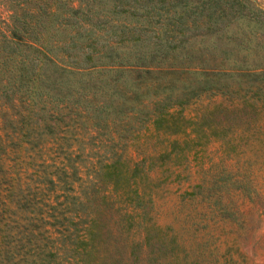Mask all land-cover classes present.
<instances>
[{"label": "rangeland", "instance_id": "obj_1", "mask_svg": "<svg viewBox=\"0 0 264 264\" xmlns=\"http://www.w3.org/2000/svg\"><path fill=\"white\" fill-rule=\"evenodd\" d=\"M244 4L245 9L264 11V0H244ZM12 6L11 0H0V42L10 34ZM45 18L54 23V18ZM240 44L247 48H238ZM205 45L209 50L205 49L204 59L189 61L185 52L195 47L198 54L201 48L195 40L184 42L180 54L190 67L167 75L106 73L102 82L111 92L107 112L83 117L84 122L70 121L68 127L76 128L70 146L47 142L46 157L75 159L79 176L75 182L88 179L98 164L114 157L126 174L119 179L120 187L112 190L108 185L107 197L98 200L96 230L101 235L96 236L88 264H264V27L230 23ZM231 63L254 71L241 78L238 71L212 74L213 68ZM6 75L0 74V84L10 86L0 89V123L4 113L9 116L16 108L8 105L7 94L15 93L8 78L1 79ZM97 78L70 75L61 83L94 84L100 82ZM133 82L138 92L125 98L115 93L117 83L128 88ZM145 82L152 85L147 90ZM97 100L94 96L91 102ZM160 113L177 118L179 129H157L152 118ZM84 125L91 126L84 129ZM31 153L38 152L24 153L26 164H14L10 179L0 181V249L7 252L9 264H36L39 246L71 226L64 215L50 217L48 201L39 200L38 161L31 159ZM16 182H25L26 193L36 198L34 213L13 199ZM45 192L51 198V191ZM59 194L55 191L54 198ZM67 258L68 264H81Z\"/></svg>", "mask_w": 264, "mask_h": 264}, {"label": "trees", "instance_id": "obj_2", "mask_svg": "<svg viewBox=\"0 0 264 264\" xmlns=\"http://www.w3.org/2000/svg\"><path fill=\"white\" fill-rule=\"evenodd\" d=\"M11 1L14 6L9 14L10 34L0 42L3 52L0 74L8 73L1 79L8 78L11 91L15 93L7 94L10 96L8 105L16 108L9 116L4 113L0 123V181L10 179L9 168L14 164H26L27 154L24 153L38 152L29 155L38 161L35 181L41 183L37 192L39 200L48 201L50 217L58 219V215H64L71 226L49 236L50 240L39 246L37 258L33 261L36 264H68L67 257H72L81 264H88V256L97 242L96 236L101 235L96 230L101 210L98 200L104 201L107 197L108 185L112 190L119 186V179L125 174L120 169L121 161L117 157L104 161L88 179L75 182L79 178L75 159L70 155L46 157L47 142L68 147L69 137L74 136L76 129L68 127L70 121L84 122L83 117H96L107 112L111 92L102 82L106 73L120 77L127 76L124 71L135 76H162L188 69L190 64L184 62L180 54L184 42L195 40L201 48L198 54L194 52L195 47L187 50L184 54L187 60L204 59L202 55L208 49L205 42L217 38L222 28L230 23L243 22L264 27V11L245 9L244 0ZM46 16L50 20L54 18V23H49ZM50 26L53 29L50 30ZM241 41V38L237 39L238 43ZM238 46L247 48L241 44ZM209 53L216 56L211 50ZM221 53L225 54V49ZM178 57L179 62L175 63L173 60ZM167 58L173 60L164 63ZM9 60L10 66L7 64ZM231 71L242 72L238 74L241 78L254 70L231 63L227 68H213L212 74ZM53 72L56 73L54 78L51 77ZM70 75L81 79L97 76L100 82L63 86L62 79ZM6 85L2 82L0 89L4 90ZM151 86L145 82L143 88L147 90ZM138 89L135 82L128 88L121 83L114 87L121 98L138 92ZM74 94L81 98H70ZM94 96L99 100L91 102ZM47 102L50 104L46 107ZM117 104L120 106L118 101ZM152 120L157 129H179L177 118L170 119L165 113L157 114ZM11 153L17 155L9 156ZM136 171L134 166L133 175ZM16 183L13 188L17 190V196L13 199L21 203L23 209L37 211L33 210L38 207L36 198L25 191L28 185ZM122 188L125 186L120 190ZM47 190L51 191V198L46 194ZM55 191L60 196L54 198ZM2 229L0 226V231ZM6 253L0 249V264H9Z\"/></svg>", "mask_w": 264, "mask_h": 264}]
</instances>
